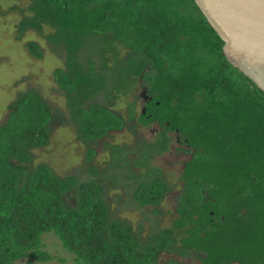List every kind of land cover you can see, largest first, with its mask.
<instances>
[{
  "label": "trees",
  "instance_id": "1",
  "mask_svg": "<svg viewBox=\"0 0 264 264\" xmlns=\"http://www.w3.org/2000/svg\"><path fill=\"white\" fill-rule=\"evenodd\" d=\"M14 1L27 3L13 7L21 15L17 38L36 31L65 59L55 78L85 143L123 130L139 115L162 131L138 162L150 159L152 148L168 152L169 132L176 131L192 157L184 163L172 226L143 239L127 220L113 218L104 183L110 171L91 165L82 179L32 164L33 151L50 143L55 116L36 90L19 93L0 125V264L52 261L43 240L51 232L76 264H161L162 253L172 251L203 264H264V90L228 60L225 41L197 1ZM27 47L43 57L38 42ZM141 81L153 97L145 115L132 103L127 121L95 101L129 95ZM117 148L120 166L135 178L133 199L159 207L172 190L162 173L146 165L145 178L137 177L128 147ZM88 156H95L93 148ZM222 227L229 243L212 247Z\"/></svg>",
  "mask_w": 264,
  "mask_h": 264
},
{
  "label": "rangeland",
  "instance_id": "2",
  "mask_svg": "<svg viewBox=\"0 0 264 264\" xmlns=\"http://www.w3.org/2000/svg\"><path fill=\"white\" fill-rule=\"evenodd\" d=\"M26 2H16L14 0H0V125L6 122L8 118L9 105L17 98L19 93L33 89L46 100L55 116L51 123L52 134L50 143L46 147L38 148L33 151L32 164L34 166L46 163L59 176L77 175L82 179L88 178L86 172L91 165L86 164V158L89 155L88 147L82 144L78 139V134L71 126H66L62 118H68L64 112L67 109V97L65 91L61 89L55 78L57 69L65 68V59H63L48 44L42 36L33 30H29L17 38V24L21 18L19 9H13L15 6L25 7ZM31 41L38 42L43 50V57L37 58L32 55L27 47ZM95 39L88 40L84 48V55L93 50ZM141 89H137L129 95H123L115 100L104 95L99 96L95 101L106 104L115 111L124 116L129 114L130 104L136 103V111L142 110V98L139 96ZM158 134L157 127H151L144 130L143 136L150 143L155 142ZM173 138L172 149L155 162L163 172L166 182L172 190L167 194L159 207L147 206L141 207L133 199L130 192L117 193L109 190L112 183L109 177L104 180L108 190L105 193L113 218L127 220L134 227L135 231H141L143 239L149 238V235L158 229H165L172 226V220L176 215L178 197L183 191L185 181L182 178L185 162L191 160L192 155L187 152L188 149L179 145ZM140 140L135 134L129 131L113 132L106 140L101 141L96 146V160L98 168L104 170L110 162V154L107 145L125 144L132 146ZM142 179L146 173H140ZM90 176V175H89ZM154 209L160 210L155 214ZM225 227H222L211 241L212 247L229 243V238L225 235L230 234ZM44 249L55 257L52 261L46 263L34 262L33 264H76L74 256L66 250L60 239L53 233L44 236ZM225 244V245H226ZM60 259H66L65 263ZM170 260L175 261L172 264H203L194 254L183 256L177 251L164 252L160 257L161 264H171ZM16 264H30L29 259H23ZM238 264V263H235Z\"/></svg>",
  "mask_w": 264,
  "mask_h": 264
},
{
  "label": "water",
  "instance_id": "3",
  "mask_svg": "<svg viewBox=\"0 0 264 264\" xmlns=\"http://www.w3.org/2000/svg\"><path fill=\"white\" fill-rule=\"evenodd\" d=\"M228 60L264 90V0H196Z\"/></svg>",
  "mask_w": 264,
  "mask_h": 264
},
{
  "label": "flooded vegetation",
  "instance_id": "4",
  "mask_svg": "<svg viewBox=\"0 0 264 264\" xmlns=\"http://www.w3.org/2000/svg\"><path fill=\"white\" fill-rule=\"evenodd\" d=\"M135 89L136 90L141 89V92L139 94V96L142 98V102H143L141 114L145 115V114H147V105L153 102V97L150 95V93L147 89V86L142 81L138 84V86ZM132 95H133V93H132ZM64 114H66V116L68 118H62L63 123L66 124V126L68 125V126H71L75 129L76 134H78L77 136H78V139L80 140V142L82 144H86V146L88 147L89 155L91 152V148H93L95 150V156L93 158L89 159V156L87 155L88 157L86 158V164L87 165H94L97 167L98 163L95 162V160H96L95 158L97 155L96 146L101 141L106 140L113 132H117V131H115V130L110 131V134L105 136L104 138L92 141L91 144H87L81 139L80 133L78 131V127L74 124L70 109H68V103H67V109L64 112ZM125 118L127 121L131 120V118L128 115L125 116ZM153 126L158 128V134L156 136V137H158L162 131L161 126L158 123H154L150 126L145 125V124L141 123L139 115H137L135 119L131 120L130 125L126 126L123 130H120L118 132L129 131L132 134L134 133L135 136L140 138V140L136 141L134 144H132V146L128 143L119 144V145L114 144L115 146H112L109 143V145H107V148H108L107 150L110 154V158H109L110 162L108 163L107 166H105L104 170L110 171V174L112 175V178L109 177V180L112 183L111 184L112 187L109 188V190L116 191L117 193H119L121 191H123V193H126V192L131 193L129 186L134 182V179H135L134 177H132L130 175V172L128 171L127 167L123 168L120 166V164L122 163V158H120V151L118 150L119 148H117L119 146L123 147L126 145L128 147V150H124V152L126 153L128 160L131 161V167H130L131 172H135L137 177H141L140 173H142V172L146 173L148 171L147 166L155 167L157 169V172L159 173V171H160V173H162V176H163V172H162L161 168L156 165L155 161L159 157H162L163 155L167 154L172 149L173 143L170 144V149L168 152L160 155L156 151L155 148H152L153 153H152V157L150 159H144V157H143V158H141V162L137 161L138 159H140L141 153H142V155L144 154L143 150H147V147H145V145L147 144L148 141H146V139L144 138L143 132H144V130H148L149 128H151ZM169 136L171 138H172V136H175L176 143H178L179 145H181L184 148L189 150V147L181 144L180 137L178 135V131L169 132ZM89 169H90V167L88 168V170ZM88 170L86 172L89 173ZM104 170L99 169L100 172L104 171ZM89 175H90V173H89ZM89 175H88V177H90ZM114 179H116V181ZM235 263L240 264L239 262H234L232 264H235Z\"/></svg>",
  "mask_w": 264,
  "mask_h": 264
}]
</instances>
